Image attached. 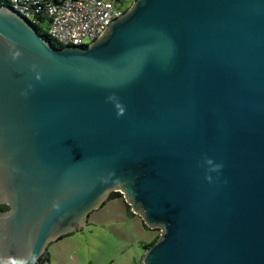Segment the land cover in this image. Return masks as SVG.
I'll return each mask as SVG.
<instances>
[{"label":"water","instance_id":"95a60500","mask_svg":"<svg viewBox=\"0 0 264 264\" xmlns=\"http://www.w3.org/2000/svg\"><path fill=\"white\" fill-rule=\"evenodd\" d=\"M112 191L161 229L141 264H264V0H134L64 46L0 7V264Z\"/></svg>","mask_w":264,"mask_h":264},{"label":"rangeland","instance_id":"374dc122","mask_svg":"<svg viewBox=\"0 0 264 264\" xmlns=\"http://www.w3.org/2000/svg\"><path fill=\"white\" fill-rule=\"evenodd\" d=\"M123 1L125 11L134 0ZM143 222L139 213L128 214L123 198L106 199L90 212L81 229L49 243L51 257L46 264H141L144 244L161 233L160 228L146 227Z\"/></svg>","mask_w":264,"mask_h":264},{"label":"built area","instance_id":"2783aa9c","mask_svg":"<svg viewBox=\"0 0 264 264\" xmlns=\"http://www.w3.org/2000/svg\"><path fill=\"white\" fill-rule=\"evenodd\" d=\"M9 1L11 8L33 26L43 25V18L47 35L60 46L87 45L84 43L86 39L92 42L101 36L113 20L126 11H123V0Z\"/></svg>","mask_w":264,"mask_h":264},{"label":"trees","instance_id":"16d2710c","mask_svg":"<svg viewBox=\"0 0 264 264\" xmlns=\"http://www.w3.org/2000/svg\"><path fill=\"white\" fill-rule=\"evenodd\" d=\"M2 6H9V7H12V6H11V3H10L9 0H0V7H2ZM41 21H42L43 25H42V24H34L35 27H36V29L38 30V32H39L40 34H42L43 36H45L46 38L50 39L51 42H52V44L60 46L59 44H57L56 42H54V40H52V39L47 35V33H46V27H47V24L45 23V21H44L43 18L41 19ZM114 197H121V198H123V200H124V202H125V205H126V207H127V210H128V214H130V215H134V214H135V213L131 210V206L125 201L124 196H123V194H122L121 192H119V191H112V192L109 194V196H108L107 199L114 198ZM7 208H8V205H7V204H5V203L0 204V210L7 209ZM143 223H144V222H143ZM144 225H145L146 227H148L145 223H144ZM68 234H69V233H68ZM65 235H66V234H65ZM65 235H63V236H65ZM158 237H159V235H156L155 238H154L151 242L145 243V244H144V249L148 248V247H149V246H150V245H151V244H152V243H153ZM50 257H51L50 253H49L48 251H46V252L44 253V256H43V258H42V260L40 261L39 264H45L46 262H48V261L50 260Z\"/></svg>","mask_w":264,"mask_h":264},{"label":"clouds","instance_id":"9594fccd","mask_svg":"<svg viewBox=\"0 0 264 264\" xmlns=\"http://www.w3.org/2000/svg\"><path fill=\"white\" fill-rule=\"evenodd\" d=\"M19 56H20V53H19V52H16L15 54H13V59H16V58L19 57ZM108 99H109V100H112L113 97L110 96V97H108ZM124 111H125V109L122 108V109L117 113V115H118V116L123 115V114H124ZM205 163H206L207 165L210 166V171H218L219 169L222 168V165H220V164H214L213 161H212L211 159H206ZM207 179L211 180V177L209 176V177H207ZM22 264H26V262H22Z\"/></svg>","mask_w":264,"mask_h":264},{"label":"flooded vegetation","instance_id":"af4514ba","mask_svg":"<svg viewBox=\"0 0 264 264\" xmlns=\"http://www.w3.org/2000/svg\"><path fill=\"white\" fill-rule=\"evenodd\" d=\"M45 252H46V251H45ZM45 252H44V253H45ZM43 256H44V254L41 256L40 261L42 260ZM40 261L38 262V264L40 263ZM46 263H47V262H46ZM46 263H45V264H46Z\"/></svg>","mask_w":264,"mask_h":264}]
</instances>
